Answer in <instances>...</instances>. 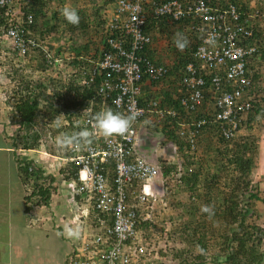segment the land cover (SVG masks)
Wrapping results in <instances>:
<instances>
[{"label":"built area","instance_id":"built-area-1","mask_svg":"<svg viewBox=\"0 0 264 264\" xmlns=\"http://www.w3.org/2000/svg\"><path fill=\"white\" fill-rule=\"evenodd\" d=\"M19 2L0 0V8L9 21L4 36L19 55H24L26 43L33 42L24 37L19 17L15 16ZM145 5L148 15L142 11ZM30 14L28 12L25 16L29 23ZM229 17L237 18L231 4H227L223 11L212 12L203 0H117L116 10L105 22L104 47L95 59L89 60V65L80 66L77 72L73 70L71 73L77 75L80 84L91 88L92 98L98 99L102 106L109 104L113 111L123 114L135 111L141 114L125 137L105 140L96 135L89 148L68 150L72 154L69 160L80 166L77 181H68L72 196L80 195L85 201L90 199L101 212L100 216L103 215L98 216L103 218L98 219L99 223L109 220L105 234L113 233L115 239L110 244L99 236L90 241L81 236L75 239L74 244L71 241L73 248L65 264H139V258L145 261L144 257L149 253L146 245L141 243L136 222L145 220L153 211L148 208L150 204L147 207V202L156 198L153 181L160 169L158 161L149 160L156 159V156L141 150L138 133L152 120L151 112L158 117L166 112L159 108L157 98L151 97L147 102L144 99V93L154 90L152 83L165 75L166 68L153 62L146 54L151 45L150 36L144 31L148 18H160L166 24L187 20L182 34L189 39V30L200 38L191 55L200 62V67L212 72L210 87L221 91L216 98V105L222 108L217 114L220 124L234 126L235 104L239 102L242 90L250 85L249 78L244 76V58L255 49L247 45L234 46L241 32L249 35L250 31L238 24L230 25ZM222 83L234 86L231 90H223L220 87ZM201 84L202 79L196 75L193 64L187 62L181 77L185 93L181 103L190 109L200 103ZM236 108L244 112L249 104L242 100ZM72 124L76 125L77 121H72ZM221 131L224 136L230 135L224 126H221ZM110 162L113 166L111 177L107 173ZM48 165L58 166L59 163L51 157ZM133 181H141L138 191L137 188L130 189Z\"/></svg>","mask_w":264,"mask_h":264},{"label":"trees","instance_id":"trees-1","mask_svg":"<svg viewBox=\"0 0 264 264\" xmlns=\"http://www.w3.org/2000/svg\"><path fill=\"white\" fill-rule=\"evenodd\" d=\"M204 1L211 5L218 4L221 7L224 6V3L232 4L237 18L229 17L228 23L232 26L238 24L250 31L249 35H242L241 32L242 36L239 37V40L247 46H255L258 60L264 61L263 7H251L250 2L253 0ZM67 2V4H63V0H30L28 3L31 9H28L25 14L23 6H21L22 21L19 27L23 34L28 35L33 32L43 38L45 33L50 35L54 29L62 28V30H70L71 33H74V37H80L84 28L89 34L91 31L89 32L87 28L102 18L99 10L115 7V0H67ZM65 6L77 9L80 16L79 25L69 24L63 16L61 17V9ZM2 11L0 8V15ZM28 12L31 13L30 23L26 20L23 21ZM179 22L181 28L187 23V20ZM149 24L152 25L153 20H150ZM210 46L212 47V44ZM69 47L72 48V44ZM194 48V44L188 43L183 50L185 57ZM177 49L175 48L173 51L175 56L179 54L176 52ZM96 51V44L93 41H87V49L83 57L86 55L90 60H93L97 56L95 55ZM82 60L84 58L75 63H80ZM185 61L184 57L179 58L173 65L174 68L167 72V77L171 79L169 88L172 91L176 89L178 74ZM257 62L255 60L253 69V78L256 79L263 67ZM74 66L78 65L74 64ZM205 82H209L207 76ZM19 85L21 90L19 88L16 90V92L19 91L16 93L13 112L7 121L9 125L13 126V129L4 133L14 154L21 148L35 149L38 147V139L42 130L34 127L38 124L42 125L40 122L45 113L46 115L53 113V110L50 109V102L47 101L44 106L39 102L40 83L24 79L19 82ZM203 85L205 84L203 83ZM70 87L75 86L70 85ZM261 90L263 92L259 90L260 93L257 94L264 102L262 98L263 86ZM73 94V98L71 96V100H69L70 105L77 101L75 98L78 100L88 99L92 95V91L90 87L74 88ZM170 94V91H166L165 98L171 99ZM69 103L61 104V108H55L54 112L66 111L69 108ZM171 105L180 110L176 101L172 100ZM258 109L264 110L258 105L257 108L254 107V114L258 112ZM184 117H182L184 121L188 120L187 117ZM173 125L177 127L176 122H173ZM212 127L210 120L198 127L191 126L198 131L200 137L195 134L194 142L200 145L204 154V157L198 158L195 162L190 155L183 154L188 145L173 134L174 130L168 133L169 138L178 145L179 160L183 166L178 183L181 185L180 192L186 196L182 200L181 196L175 198L179 193L174 194L173 206L178 210L177 220L176 222L172 221L165 236L160 235L155 224L150 223L147 219L136 222V229L142 238L141 243L146 245L149 250L147 257H144L145 261L139 258V264H152V259L155 261L153 264H168V262L172 264H264V219L260 218L262 215L258 214L254 207L256 202L264 204V191L258 190L250 178V166L254 159L253 140L248 142L246 139H241L234 142L227 150L221 146L216 129ZM208 152H211V156L206 158ZM14 160L24 192V213L33 210L34 206H47L57 194H61L60 198H63L61 188L64 186L67 188L68 185L65 184L67 175L73 171L69 163L60 167L56 172L48 173L44 171L42 165L33 159L19 160L16 153ZM204 164L210 166V171H207L209 168H206ZM174 168L175 166L164 165L160 167L164 177H168L175 170ZM227 172L230 175L236 173V176H231L228 182L223 184L219 178ZM206 205L211 206V214L202 210ZM258 219L260 222L257 221ZM105 237L110 244L114 242L113 233L105 235ZM159 238H163V241L166 240V244L169 242L170 246L158 247ZM176 243L179 245L176 246Z\"/></svg>","mask_w":264,"mask_h":264},{"label":"clouds","instance_id":"clouds-1","mask_svg":"<svg viewBox=\"0 0 264 264\" xmlns=\"http://www.w3.org/2000/svg\"><path fill=\"white\" fill-rule=\"evenodd\" d=\"M30 0H20L19 6L17 5L18 11L15 16L19 17V26L21 25L22 21V15H21V6H23L24 14L28 11V9H31L30 4L28 3ZM204 1V0H203ZM205 2V1H204ZM225 2V1H224ZM64 4V1H63ZM206 5H208L211 8L212 12L223 11L228 3H224V6L221 7L218 4L211 5L205 2ZM107 5V4H106ZM232 5V4H231ZM251 7L258 8L263 7L264 12V0H253ZM28 8V9H27ZM107 8V7H106ZM117 8V0H115V7H112L110 9H103L99 10V14L102 15V18L95 22L93 26L88 27L89 34L86 32L85 28L83 29L82 35L80 37H74V35L70 32V30H62V28H56L53 30V34H57L58 36L62 37L63 39L60 40L61 43H57V49L53 50L51 52L47 45L49 43H45L44 39L41 37H38L33 32H30L28 35H24L25 38L31 40L33 44L26 43L27 49L24 55H19L17 50L12 48L11 44L9 43L8 38L4 36L7 24H8V17L4 14V10L2 11L0 15V30L1 34L5 39H7V46L8 51L11 52V55L15 57L17 61L18 67H27L28 70L32 71V75H30L28 79L21 78L20 80H31L34 83L38 82L41 84L40 89V97L39 102L44 106L47 101L50 102V109H52L53 113L50 115L44 114L42 116L41 122L43 125H48L46 122V119L48 117L55 118L52 125H50L49 128H47L45 131H40V136L49 135V138L54 139V143L51 145L52 152H43L40 151V148H44L45 150V144L40 141V137L38 139V147L35 149H18V152L23 151H31V152H37V154H43L46 156L45 161H49L51 157L56 160L59 165H52L50 166L49 170H45V172L53 173L59 170L60 167L66 166L68 163L70 167L73 169L71 173H69V170L67 172V179H66V185H68V181H77L76 177L78 175V169L80 166H77L74 164L72 160H69V156L71 152L68 150H75L76 148L79 149H86L91 146L93 143L95 136L100 135L105 140H110L113 137H125L128 135V133L131 131L135 121L141 114L139 111L131 112L129 114H123L120 112H115L110 107V105L102 106L98 99H93L92 95L86 99V100H78V98H75L73 102V105H70L71 96L73 98V90L74 88H83L84 85L79 83V79L77 78V75L74 73H71V71L75 70L77 72V69L80 66H87L89 65V56L83 57V54L86 52L87 49V41L94 42L97 47L96 54H99L102 50V47H104V40L106 37L105 32V22L108 20L109 16L113 14V12ZM142 11L146 15H148L147 7L146 5L142 6ZM64 17V19L74 26L79 25L80 23V16L78 14L77 9L73 7L65 6L63 9H61V17ZM25 17L23 18V21H25ZM153 20V24L150 25L149 21ZM180 22L178 23H170L166 24L163 20L160 18L158 19H152L148 18V22L146 23L145 30L146 33L150 36L151 39V45L147 48L146 54L147 56L153 60V62L157 64H161L163 67L166 68L165 75L158 79L157 81L153 82L151 86H153L154 90H151V92L144 93V99L146 102L149 100V98L154 97L159 100V108L166 110V112H163L161 117H158V114L155 112H151L149 114L150 118L154 121H149V124H144V130L139 131L138 133V142H140L141 150L146 151L147 153L150 152L151 154H154L156 156V159H149L153 162L158 161L159 169L161 165L164 166H175V170L169 174L168 177H164L161 169L159 174L156 175V178L154 180V185L156 187V198H150L147 202V207L151 208V210L155 211L158 210V213L161 211V206L159 203L164 202V197L168 195L174 196L175 193H181L180 188L181 185H179V178L180 174L183 170V166L180 164V155L178 151V145L170 139L168 133L171 130H174L173 134L177 135L179 139L183 140L186 145H188V148L185 147L183 154L190 155L191 159L194 160V162L202 157V149L199 144L194 142L195 134L198 135V131L191 128L192 127H198L199 125L203 124L205 121L210 120L213 127H215L218 137L220 138V144L224 147V149L229 150V147L234 143L241 139H246L248 142L249 140L252 142L253 140V146L252 150H254V159L252 162V165L250 166V173L251 170L256 169L257 162H258V145L259 141L256 139L255 136L249 134V126L250 121H257L258 119L264 121L262 118L263 111L258 109V112L254 114V107L257 108L258 105H260L264 109V102L262 101L261 97L257 93H260L261 87L259 86L258 82H260L259 77H261L260 71L263 74L264 72V61H259L257 54V50L255 46V51L250 54L249 56H246L244 58V76L249 78L250 85L249 87H245L241 92V98H239V102L235 104L234 108V126L230 123L220 124V120L217 117V114L221 112L222 108L218 107L216 105V98L221 93V91L218 89L217 91H214L209 83H210V77L212 75V72L207 70V68H202L199 66L200 62L195 60L192 57V52L194 49L191 50L190 54L185 57L184 49L189 44H194L195 47L200 43V38L197 36V34H193L191 31H187L189 35V39L184 36L182 33H184V26L180 28ZM174 29H178V33L176 34V38L171 41V36ZM65 31V32H64ZM186 31V30H185ZM64 34L62 35V33ZM97 33V35H94V33ZM167 36H169V41H167ZM242 36L241 34L238 36ZM97 38V39H96ZM164 38V40H163ZM157 40H160L162 44L157 46ZM58 42V41H57ZM167 43V45H165ZM72 44V48L69 47V45ZM241 45H246L245 43H242L241 40H236L234 42V46L238 47ZM171 46L172 52L170 53V57L168 56L166 52V47ZM156 47V48H155ZM175 48H178L176 50L179 54L177 56L173 55V51ZM190 49V47H189ZM77 50V51H76ZM94 50V49H93ZM184 57L185 63L182 66L181 71H179L178 74V81L176 82V89L172 91L170 87V81L167 77V72L174 68V64H176V61H178L179 58ZM84 58L86 60H82L80 63H75L77 60H80ZM255 60H257L259 64H262V69L259 71L258 78H253V69L255 65ZM249 61V62H248ZM187 62H191L193 64V67L196 70V75L199 76L202 79V84L199 86L200 91L202 92V99L201 102L198 103L193 109H190L187 107V105L181 103V99L184 98V88L181 85V77L184 73V66ZM74 64H77L78 66L75 67ZM4 70V66L2 67ZM69 72L68 75L66 73ZM221 74V73H220ZM209 78V82H205V77ZM263 80V79H262ZM21 81V82H22ZM20 82V81H19ZM19 82L15 83L16 89L12 90V100L9 101L11 106L10 110L13 112V104L15 102V99L17 97L18 91L16 92L17 88H21L19 85ZM203 83L205 85H203ZM70 85H74L75 87H70ZM222 86L223 90H231V88L234 86H230L228 84L222 83L220 87ZM264 89V85H263ZM21 90V89H20ZM166 91L171 92V99H166L164 96V93ZM263 92V91H262ZM264 99V94L263 97ZM176 101L178 104V107H180L178 110L173 105H171V101ZM242 100H245L249 104L248 110L242 112L241 110L237 109L236 106L241 103ZM99 102V103H98ZM143 102V101H142ZM69 103V108L66 111L58 110L54 112L55 108H61V104ZM75 104V105H74ZM257 105V106H256ZM49 109V110H50ZM189 115V116H188ZM253 115V117H252ZM184 118H188V120L184 121ZM202 116V117H201ZM158 117V118H157ZM197 117V118H194ZM252 117V118H251ZM77 121V126L72 124V121ZM173 122L177 123V127H174ZM199 122V123H198ZM68 123V124H66ZM221 126H224L226 130L230 132V135L224 136L221 131ZM190 127V128H189ZM212 127V128H213ZM146 128V129H145ZM94 129V131H93ZM203 131V128H202ZM197 132V133H196ZM251 136V137H250ZM198 137H200L198 135ZM249 138V139H248ZM144 148H143V146ZM222 147V148H223ZM200 148V149H199ZM67 150V151H66ZM17 152V154H18ZM160 154L162 155L160 158ZM18 156H20L18 154ZM63 158V159H61ZM26 159H33L36 163L43 166V168H46L43 163H40L37 158H25ZM148 160V159H147ZM155 160V161H154ZM178 160V163H177ZM48 165V164H47ZM207 169V171H210V166H207L204 164ZM108 175L111 177L113 173V166L112 163H108ZM251 175V174H250ZM231 176L229 172L224 173L220 176L221 183L224 184V182H228ZM161 179V181L157 184V181ZM171 181L173 183L169 184ZM252 181V180H251ZM255 187L258 189V185L254 182H252ZM162 191H159L158 187H161ZM168 186V187H167ZM223 186V185H221ZM66 188V186H64ZM131 187L137 188V191L141 188V181L135 182L133 181L131 183ZM67 192L63 190V198H60V195H58V204L60 205L61 200H65L67 198L69 200V205L67 210H73V219L74 223H71V226H68L65 224L67 223V219L63 221V218H59L61 222H59L60 225L64 228V235L67 237V251L63 255L62 264H65L66 258L70 252V249L73 248V245L71 241H73V244L75 243V239H78L79 237H83L84 239L90 241V239H94V237L99 236L101 240H107L105 237V225H109V220H106L105 223H99L98 219L101 212L98 211L97 208H95L94 203L89 199L88 201H85L83 198H80V195H73L71 192V188L68 185L66 188ZM259 190V189H258ZM167 191V192H166ZM179 191V192H178ZM261 191V189H260ZM70 192V193H69ZM66 193V194H65ZM68 194V196H67ZM184 194V193H181ZM184 196H186L184 194ZM241 196V195H240ZM167 197V198H168ZM55 198V196H54ZM152 199V200H151ZM57 200H54V203H52V200L49 202L52 206L51 210H54V208H57V204H55ZM153 203H155V209L153 208ZM258 203V202H256ZM260 203V202H259ZM164 205V203H163ZM34 208H40V206H34ZM60 210H65L61 206L59 207ZM147 210V208L145 209ZM204 212L211 214L212 208L211 206H204L202 209ZM178 214V213H177ZM100 217H103L100 216ZM150 223L153 222L150 218H146ZM62 227H59V233L61 231ZM160 234L162 236H165L167 232H165V229L161 231ZM64 241V240H63ZM108 242V240L106 241ZM176 246L179 244L176 243ZM155 261L152 259V264Z\"/></svg>","mask_w":264,"mask_h":264},{"label":"crops","instance_id":"crops-1","mask_svg":"<svg viewBox=\"0 0 264 264\" xmlns=\"http://www.w3.org/2000/svg\"><path fill=\"white\" fill-rule=\"evenodd\" d=\"M63 1L64 4L68 3L67 0ZM250 3L252 5V2ZM42 37L45 43H49L47 48L51 52L57 49V43H61L60 40L63 39L53 33L50 35L45 33ZM260 74L258 84L262 88L264 81L261 71ZM8 124L5 117L0 119V264H62L63 255L68 247L67 237L64 235L63 226L59 224L61 222L59 218H63V221L67 219L65 226H71V223H74L73 210H67L69 200L65 198L60 201V205L55 202L57 208L54 210H51L52 206L48 203L47 206H40L24 213V192L14 160L17 152L13 153L9 141L4 137V133L13 129V126ZM18 158L25 159L23 156ZM262 159L264 156L258 151L256 168L260 166ZM258 189H261L259 185ZM61 190L67 192L65 187ZM58 198V194L55 195L52 203ZM60 206L65 210H60ZM59 227H62L60 233ZM54 242H58L57 249L49 255L48 251Z\"/></svg>","mask_w":264,"mask_h":264},{"label":"rangeland","instance_id":"rangeland-1","mask_svg":"<svg viewBox=\"0 0 264 264\" xmlns=\"http://www.w3.org/2000/svg\"><path fill=\"white\" fill-rule=\"evenodd\" d=\"M172 36H171V41L173 39L176 38V34L178 33V29H174L173 31H171ZM164 40V38H163ZM157 46H159L160 44H162V42L160 40H157ZM169 41V36H167V41ZM7 39H5L3 37V35L1 34V30H0V119H2L3 117H5L8 121L12 111L10 110V102L12 99V90L16 89L15 83L22 81L20 80L21 78H30L29 76L32 75V71L28 70L27 67H18L17 66V61L15 59L14 56L11 55V52L8 51V46H7ZM165 45H167V43H165ZM156 48V47H155ZM166 52L168 54V56L170 57V53L172 52L171 46L166 47ZM4 66V70L3 67ZM263 79H264V73L262 74ZM28 77V78H27ZM4 115V116H3ZM262 118L264 119V111H263V115ZM55 118L52 117H48L46 119V122L48 125H37L34 128H39L43 131H45L47 128L50 127V125L53 124ZM7 124V123H6ZM9 125V124H8ZM249 134L253 135L256 137V139L260 142L258 145V151L259 153L263 154L264 156V121L261 120H257V121H250V126H249ZM40 141H42L45 144V150L44 148H40V151L43 152H52V144L54 143V139L49 138V135H43L40 136ZM143 146V145H142ZM261 146V147H260ZM144 148V146H143ZM200 149V148H199ZM18 154L20 156H23L25 158H37L38 161L40 163H43V165L46 167L44 168L45 170H49L50 166L47 165L48 162L45 161L46 156L43 154H37V152H31V151H19ZM161 154H160V158H161ZM208 156H211V152H208L206 155V158H208ZM202 157H204V154L202 155ZM178 163V160H177ZM250 178L252 180V182L256 183L257 185L260 186L261 191H264V159H262V161L260 162V166L256 169H253V171L251 170L250 173ZM161 181V179H159L157 181V184ZM168 186L169 184L173 183V181H171L169 183V181H167ZM167 186V187H168ZM161 187H158L159 191L161 190ZM167 192V191H166ZM66 194V193H65ZM182 197V200L185 198L184 194H179L176 195V197ZM168 195H166L164 197V202H160L159 204L162 205L161 206V211L160 213H158V210L152 211L150 214V218L153 221V223L155 224L156 228L160 231V234H164L163 232L161 233L162 230L165 229V232L169 231V226L171 225L172 221L177 220V213L178 210L176 207L173 206V198L174 196L170 195L168 198ZM58 200L56 201V203L58 204ZM164 203V205H163ZM255 209L257 210L258 214L260 213L262 215V219H264V204L262 203H255ZM261 220V219H260ZM258 222L259 219L257 220ZM167 234V233H166ZM162 237V236H161ZM160 245L157 244L158 247H164V246H170V243L168 242L166 244V240L163 241L162 239H158ZM57 245L58 242H54L53 246L50 247L51 250L48 251L49 255H52L54 250L57 249ZM43 247H45V245H43ZM156 247V245H155ZM167 263V262H166ZM168 264H172L169 263Z\"/></svg>","mask_w":264,"mask_h":264}]
</instances>
